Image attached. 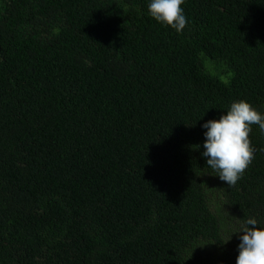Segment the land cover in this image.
Instances as JSON below:
<instances>
[{"label":"trees","instance_id":"trees-1","mask_svg":"<svg viewBox=\"0 0 264 264\" xmlns=\"http://www.w3.org/2000/svg\"><path fill=\"white\" fill-rule=\"evenodd\" d=\"M150 3L0 0V264H205L207 175L264 230V132L234 187L203 156L233 102L264 114V0H185L182 33Z\"/></svg>","mask_w":264,"mask_h":264},{"label":"clouds","instance_id":"clouds-1","mask_svg":"<svg viewBox=\"0 0 264 264\" xmlns=\"http://www.w3.org/2000/svg\"><path fill=\"white\" fill-rule=\"evenodd\" d=\"M184 3L185 0H151L149 13L157 22L182 33L188 23L182 7ZM253 125H258L264 132V114L244 100L233 102L219 120H210L203 125L207 129L203 156L215 176L229 187L242 179L255 158L256 150L249 138ZM257 224L255 218H250L236 227L233 235L243 233L239 235L241 243L236 264H264V230Z\"/></svg>","mask_w":264,"mask_h":264},{"label":"rangeland","instance_id":"rangeland-1","mask_svg":"<svg viewBox=\"0 0 264 264\" xmlns=\"http://www.w3.org/2000/svg\"><path fill=\"white\" fill-rule=\"evenodd\" d=\"M211 178L214 177L212 175H207L205 179L206 185L209 186L208 197L213 206L216 207L215 209L221 217L224 231L222 234L221 245L202 246L194 251L192 256L195 258V260L205 264L210 263L211 261H218L222 258L229 259L236 256V247L234 245V241L236 240L235 237H237V235H233V233L238 226V220L229 209L224 207L217 183H209ZM229 239L231 240L229 241Z\"/></svg>","mask_w":264,"mask_h":264}]
</instances>
